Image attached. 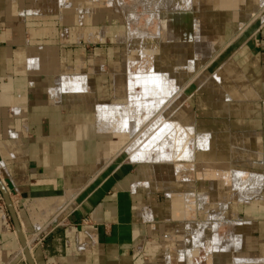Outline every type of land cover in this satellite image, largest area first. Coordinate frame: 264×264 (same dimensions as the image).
I'll use <instances>...</instances> for the list:
<instances>
[{
  "label": "crops",
  "instance_id": "crops-1",
  "mask_svg": "<svg viewBox=\"0 0 264 264\" xmlns=\"http://www.w3.org/2000/svg\"><path fill=\"white\" fill-rule=\"evenodd\" d=\"M30 1L0 0V179L34 263L264 261V0L202 7V42L181 48L194 54L192 68L189 61L186 68L178 65L176 40L157 37L153 44L152 64L175 76L173 119L191 129L180 137L207 140L194 161L175 164L128 159L122 150L127 114V121L113 123L106 112L108 104L127 101L117 80L127 74L129 50L113 43L95 47L108 70L94 76L95 62L84 60L91 52L80 46L88 38L81 18L65 24L56 16H32L25 13ZM133 67L148 68L138 58ZM66 72L72 79L59 78ZM235 171L260 181L240 194L231 180ZM211 208L233 217H220V232L241 242L232 237L227 249L206 228L205 244L194 245L204 223L194 219ZM163 229L180 234L164 237ZM0 264H28L1 192Z\"/></svg>",
  "mask_w": 264,
  "mask_h": 264
},
{
  "label": "rangeland",
  "instance_id": "rangeland-1",
  "mask_svg": "<svg viewBox=\"0 0 264 264\" xmlns=\"http://www.w3.org/2000/svg\"><path fill=\"white\" fill-rule=\"evenodd\" d=\"M32 1L33 2L30 1L31 3H28V6H26L25 8V13L28 12V14H31L32 16H39V17L56 16L57 18L60 17L64 19L65 24H66L67 19L78 18V17L81 18L82 24H80V28L84 31L83 33H86L88 38L87 39L81 38L80 46L91 52L90 53L91 56L84 60L85 61L92 60L95 62L91 64L92 66L91 73L94 76H101L104 70H108V69H104V67L102 66L103 59L100 58L101 54L100 53L97 55L93 54L95 47L102 49L104 48L106 43L107 44L113 43L114 45H117L119 49L122 46V47H125L126 50H129V57L130 59H132L130 61L131 63L130 66L128 65L129 72H127L128 75H131V82L128 88L129 92L125 89L126 74L125 76L124 75L122 76L123 83L120 78L117 80V83L120 87L118 88L120 90H123V94L127 96V101L124 100L125 103L116 104V105L108 104L109 107L106 109V112L108 116L110 117V119L113 120V123H116L117 121H122V119H124V117L126 116V114H128L129 111H132L133 115L135 114V116L132 118L133 119L135 118V121L137 120L136 121L138 125L136 128L137 130L135 133L128 135L129 139L128 141L125 142V146L122 149L128 152L129 154L128 159H131V156L134 157L136 155V154L134 155V153H135V150L136 152H138L137 150L138 148H141L139 149V151L141 150L140 152H144L146 150H149V148L151 147L149 152L152 151L151 153H153L154 155L149 154L147 155L148 158L145 157V158L139 159L142 161L138 163H145V162L174 163V160H172V157L174 155L171 156V154H169V151H174V148H176L173 142L174 136H172L171 138V135H170L172 131H170V133L169 132L166 133L165 135L163 134L164 136H162V132L160 131L164 128L165 125L168 126L169 123L172 124V122H176V121L179 122L180 125L183 127L181 131H183L184 129V132H187L191 129L189 127H186L184 124H182L180 120L173 119V116H172V109L170 107L172 106V104L174 103L177 97V94L176 95L174 94L177 91L176 89H171L170 91L166 90L169 82L171 81V79H169L167 75L172 74V70L171 71L168 69L158 70L157 72L154 70V73H156L158 76H161L163 78L164 81L163 80L161 81L166 83V85L164 83L162 84L164 86V91L161 93V98L162 99L164 98L162 107L163 108L168 107L165 113L159 114L157 113L158 111L146 112L141 107L142 105H144L142 96L139 95L140 98L137 96V94L140 93L141 91L139 84L142 83V81H140V83L138 82L139 84H136L137 82L135 83L136 81L135 78L137 74H139L138 77L140 78L141 76H147L148 75L147 72L152 71L150 69L153 67V64H152L153 56L152 55L154 53H146L142 56V53L138 51V55H137V57H139L138 59H141V62H143L144 66H148V68L146 67L147 69L145 71H143L142 69L139 71L137 70V68H135L136 66L133 67L137 59V58L136 59L134 58L136 57L134 55L137 53V50L149 51L151 49L150 46L154 48L153 44L158 45V42H159L158 38H160L161 40H164L163 42L165 43L167 42V44L171 40H176L175 44L178 49L176 48L174 51L181 53L182 55L181 59L185 61V63L180 61L181 63L179 62L178 65L180 66L181 64L183 68V66L187 65L189 61L188 67L192 68L193 65H192V60L190 61V58L192 59L194 57V54L191 56H188L187 54H184L181 52V48L185 46L186 47L190 46V43L191 44L194 43L195 45L196 42H198V40L202 42V39L200 38V36L201 34H203L205 29L202 28L201 26L202 21L201 19H199L201 15L200 9L202 7L207 8V7H211L214 5L216 6L218 0H192L193 4L192 3H191L192 5L190 4L191 5L190 9H192L193 11L192 10L190 11L191 12L190 15H193L192 12H195V13L197 12L198 18H195L193 20V27L188 26L189 28L188 27L185 28L184 25L186 23L181 19L183 14H185L182 11L184 6L182 7L175 6L176 8L175 7L173 8L172 4H174L173 3L174 0H32ZM245 1L246 0H235V2L239 4L240 3L243 4ZM247 1L250 2V0H247ZM254 1H259V0H254ZM174 2L176 3V1ZM182 2H185V0L184 1L182 0ZM212 2H215L214 5H212ZM175 14H177L178 17L180 18L178 19L176 23H175L176 21ZM95 17H96V21L94 25L92 26V22L88 23V20L91 21L92 19L94 21ZM190 21H191V16H190ZM188 24L191 25V23H188ZM89 27L93 28V30L89 32L85 31V29ZM191 27L193 30H191ZM105 33H107L106 36L108 37H105L104 35ZM124 53L123 52L120 53V56H122V58L119 57V61L120 60L122 62L125 61ZM184 68H186V66ZM88 72H89L88 70H85L86 75L88 74ZM76 73L79 74L80 72H76ZM85 73L81 72L80 74L82 75ZM113 73H116V72L114 71ZM62 77L64 78L70 77L72 79L71 73H67V72L66 74L62 73L61 77L59 78L62 79ZM87 78H89V76ZM143 82L148 85H150V83L154 84L151 81L150 82L143 81ZM171 82H173V80ZM173 84H176V83L174 82ZM90 89L91 88H89L88 90ZM119 89H118V92H119ZM133 95L138 97V98L136 97L137 100H139L138 105H135L132 108H127V106L131 104L130 103L131 101H134L135 103V99H132ZM170 102L171 104L169 105ZM140 103H142V105ZM127 110L128 112L126 113ZM166 118L167 120H165ZM104 123H106L107 127L112 129L113 131L120 132V129L116 127V124L113 125L111 123L110 125L109 124L110 121H106ZM158 123L160 125L162 124L161 125L163 127L162 129ZM177 132L178 133H176V135H181L179 133V129ZM195 135L196 134L194 133L191 134V136L193 137V141H194L192 143L193 144L192 148H194L193 149L194 153H195V148H196L195 146L196 144H198L196 138L194 137ZM140 144H143V145L140 146ZM203 145H206V142H204ZM187 146L185 148H182L183 151L182 150H179V151H181V153L182 152L184 153V151L186 152V149H188ZM188 147L190 148L191 146H188ZM197 149L200 150V148H197ZM157 151L159 152L157 153L158 159H157V154H156ZM131 152H133V155ZM164 153L167 154L168 156H171L170 157L171 159L168 157H167L168 159H166L167 155H165ZM160 154L163 156L165 155L164 158ZM172 154H175V153H172ZM149 158H150V161H149ZM192 158L193 160H195L194 157ZM155 159H157L158 161H156ZM151 160H155V161H151ZM179 161L180 162L188 161V159H186V157L184 156L178 159L176 163H178ZM231 180H232V175H231ZM236 188L240 189L241 191L240 194L246 193L247 195V192L244 191L245 188L247 189V187L241 186V188L240 187H236ZM246 195L241 196V197L245 198ZM218 206L220 207L219 204L217 205V207ZM143 211H145V209H143ZM217 211H220V210H217ZM215 214H216V210L214 211V209L211 208L205 215L196 216L194 221L200 222V223L201 222H204V223H210V222L216 223L217 222V224L219 223L221 224V222L218 221L220 217L224 221H230L231 219H233V217H227L225 214H220L221 216L218 214V217H217V214L216 215ZM156 221L158 222V220ZM223 225L224 223H222L220 227ZM209 230L212 231L213 237L215 233L220 232V228L219 229L216 228L212 230L209 229ZM162 232H163L162 235L164 237H169L170 235L178 236L180 234V232H177V233L173 232L172 234L171 232H169L168 229L166 230L163 229ZM203 233L206 235V230H203ZM223 237H224V242L226 241L225 243L227 245L225 246L227 249L230 247L229 246L230 243H232L231 241L232 237H235L234 242L236 243L241 242L238 235H235V234H231V235L229 234L228 236L223 235ZM246 264H264V261H253V262L249 261V263H246Z\"/></svg>",
  "mask_w": 264,
  "mask_h": 264
},
{
  "label": "bare ground",
  "instance_id": "bare-ground-1",
  "mask_svg": "<svg viewBox=\"0 0 264 264\" xmlns=\"http://www.w3.org/2000/svg\"><path fill=\"white\" fill-rule=\"evenodd\" d=\"M174 1H176V3L174 2ZM173 1V3L174 4H172L173 5V8L176 6H179V7H182V6H184V10L182 9V11L185 13V14H183V16L181 17V19L186 23L184 26H185V28L186 27H190V26H192L193 27V20L195 19V18H198V14H197V12L195 13V12H192L193 13V15H190L191 14V10L192 9H190L191 8V5L193 4L192 3V0H185V2H182V0H174ZM184 1V0H183ZM192 3V4H191ZM191 4V5H190ZM175 7V8H176ZM194 7V6H193ZM177 10H178V8H177ZM190 13H189V12ZM193 11V10H192ZM183 12H181V13H183ZM181 15V14H180ZM175 16H176V21H175V23L178 21V19H180L179 17H178V15L177 14H175ZM190 16H191V21H190ZM181 21V20H180ZM188 23H191V25H189ZM188 27V28H189ZM192 27H191V30H193L192 29ZM166 44H167V42H166ZM150 50L149 51H145V50H142V51H140V50H137V51H139L140 53H142V56L144 55V54H146V53H154L155 52V49L154 48H152V46H150ZM137 58H139V57H137ZM185 58V57H184ZM136 59V58H135ZM181 62H183V63H185V61H183L182 59H181ZM130 62H129V66H130ZM129 66H127V72H129ZM186 66V65H185ZM185 66H183V67H185ZM158 67L157 66H155V65H153V67L150 69V70H152L151 72H147V76H141L140 78L138 77L139 76V74H137L136 75V81H135V83L136 84H139L140 83V81H142V83H140L139 84V87H140V93H138L137 94V96L139 97V95L140 96H142V98H143V104L144 105H142V103H140L142 106V109L144 110V111H146V112H151V111H158L157 113H159V114H162V113H165V111H166V109L168 108V107H166V108H163L162 107V104H163V100H164V98L162 99L161 98V93L164 91V86L162 85L163 83L166 85V83L165 82H163L164 80H163V78L161 77V76H158L156 73H154V70L157 72L158 71V69H157ZM161 70V69H160ZM141 75V74H140ZM130 77V78H129ZM167 77L169 78V79H171V81L173 80V82H169V84H168V87H167V89L166 90H171V89H176V84H173L174 82H175V80H174V75H173V73L172 74H169V75H167ZM126 78H127V83H125V87H127V91L129 92V85H130V82H131V75H128V74H126ZM168 79V80H169ZM161 80H163V81H161ZM143 81H147V82H152V83H154V84H151L150 83V85H148V84H146V83H144ZM139 82V83H138ZM199 85H201V84H199ZM177 93V92H176ZM181 93V92H180ZM129 95H131V94H129ZM137 96H135V95H133V98L132 99H135V103H134V101H131L130 103V105L128 106V108H132V107H134L135 105H138V102H139V100H137ZM137 97V98H136ZM176 97V96H175ZM130 98V99H131ZM140 98V97H139ZM161 98V99H160ZM139 104V105H140ZM168 104V103H167ZM171 104V102L169 103V105ZM135 116V114L133 115V113L132 112H130V113H128L127 114V117H128V125L127 124H125V125H127V133L128 134H133V133H135L136 132V128H137V123H136V121H135V118L133 119L132 117H134ZM126 117V116H125ZM127 117H126V121H127ZM139 117V116H138ZM145 118V117H144ZM132 119V120H131ZM136 119H137V117H136ZM139 119V118H138ZM125 120V119H124ZM165 120H167V118L165 119ZM122 122V121H121ZM164 122V121H163ZM125 123V122H124ZM159 124V123H158ZM176 122H172V124L171 123H169V125L168 126H164V128L160 125V127H161V131L160 132H162V136H163V134L165 135L167 132H170L171 130H175V132H173L171 135H173L174 136V144H175V147L176 148H174V151H170L169 152V154H171V156L172 155H174L173 157H172V160H174V161H176V160H178V159H180V158H182L183 156L182 155H184L185 154V157L187 158V159H190V160H193V158L192 157H194V158H196V155H197V152H198V149L197 148H202V147H204L205 145H203V143H204V141L206 142V144H207V140H204V139H201V137H199V136H196L195 138H196V140H197V143L198 144H196V148H195V153H194V148H192V143L194 142L193 141V138H190V137H180V135H176V133H178L177 131H178V129H179V133L180 134H184L185 132H184V129H183V131H181L182 130V126L181 125H177L176 126ZM159 127V128H160ZM158 128V129H159ZM157 129V130H158ZM126 130V129H125ZM181 131V132H180ZM179 138V139H178ZM153 139V138H152ZM155 139V138H154ZM203 141V142H202ZM131 143V142H130ZM173 144V143H172ZM209 144V143H208ZM143 144H140V146H142ZM191 146L190 148L188 147V146ZM140 146H138V147H140ZM150 146V145H149ZM173 146V145H172ZM187 146V148L188 149H186V152L184 151V153L182 152L181 153V151H179V150H182V148H185ZM129 147V146H128ZM144 147H145V145H144ZM143 147V148H144ZM148 147V146H147ZM149 148V147H148ZM151 148V147H150ZM150 148H149V150H146V151H144V152H140L139 151V149H141V148H136L137 150H138V152H136V150H135V153H134V157H132L131 156V159L130 160H132V161H142V160H139V159H142V158H145V157H147V155H149V154H152V155H154L153 153H151V152H149L150 151ZM209 148V147H208ZM157 150V149H156ZM206 150V149H205ZM183 151V150H182ZM147 152H149V153H147ZM132 153V155H133V152H131ZM157 153H159L158 151L156 152V154ZM166 153V152H165ZM164 153V154H165ZM172 153H175V154H172ZM155 154V155H156ZM161 155V154H160ZM159 155V156H160ZM165 155H167V154H165ZM164 155V156H165ZM163 158H164V156L163 155H161ZM171 156H166V159H168V158H170ZM168 157V158H167ZM148 158V157H147ZM152 159H153V157H152ZM157 159H158V154H157ZM157 159H155L156 161H158ZM161 159V158H160ZM171 159V158H170ZM155 160H151V161H155ZM144 161V160H143ZM149 161H150V158H149ZM160 161V160H159ZM162 161V160H161ZM194 161V160H193ZM232 181H233V184H234V186H235V188L236 187H240L241 188V186H243V187H246V185H248V184H253V185H256L257 183H259V181H260V176H255V175H252L251 173H246V172H242V171H235L234 173H233V176H232ZM241 196H244V195H241ZM217 214V213H216ZM215 214V215H216ZM214 216V215H213ZM216 217V216H215ZM217 217H218V214H217ZM213 219V218H212ZM211 219V220H212ZM220 224V223H219ZM217 224V222L215 223H202L201 225H199V230H197V232H196V234H194L193 235V237H194V245H198V246H200V245H202V244H205V242L203 243L202 242V237H205L204 235V233H203V230H205L206 228H210L211 230L212 229H219V228H221L220 227V225L222 224ZM214 239H215V242L217 243V242H220L222 239H224L223 238V235L220 233V232H218V233H215V235H214ZM204 241H205V239H204ZM221 248H225L224 246H220ZM237 258V257H236ZM233 264H237V262L236 263H233ZM239 264V263H238ZM241 264V263H240Z\"/></svg>",
  "mask_w": 264,
  "mask_h": 264
},
{
  "label": "water",
  "instance_id": "water-1",
  "mask_svg": "<svg viewBox=\"0 0 264 264\" xmlns=\"http://www.w3.org/2000/svg\"><path fill=\"white\" fill-rule=\"evenodd\" d=\"M0 192L2 194V197L5 201V204L11 214V217L13 219L14 222V226H15V230L16 233L19 237V240L21 242L22 248H23V252L26 258V261L28 262V264H35L34 260H33V256H32V252L31 249L28 245L27 239L25 237V234L20 226V222L18 220L17 214H16V210L14 207V203L12 201V198L10 196V192L9 190L5 187L4 183L2 182V180L0 179Z\"/></svg>",
  "mask_w": 264,
  "mask_h": 264
}]
</instances>
